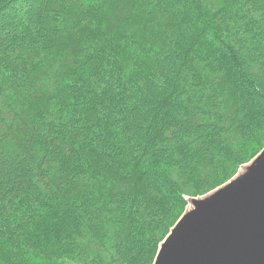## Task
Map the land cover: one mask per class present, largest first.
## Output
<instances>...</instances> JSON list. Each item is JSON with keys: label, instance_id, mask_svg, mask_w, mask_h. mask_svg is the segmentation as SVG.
<instances>
[{"label": "trees", "instance_id": "1", "mask_svg": "<svg viewBox=\"0 0 264 264\" xmlns=\"http://www.w3.org/2000/svg\"><path fill=\"white\" fill-rule=\"evenodd\" d=\"M0 32V264H152L264 147V0H0Z\"/></svg>", "mask_w": 264, "mask_h": 264}, {"label": "water", "instance_id": "2", "mask_svg": "<svg viewBox=\"0 0 264 264\" xmlns=\"http://www.w3.org/2000/svg\"><path fill=\"white\" fill-rule=\"evenodd\" d=\"M184 208L152 264H264V148Z\"/></svg>", "mask_w": 264, "mask_h": 264}, {"label": "rangeland", "instance_id": "3", "mask_svg": "<svg viewBox=\"0 0 264 264\" xmlns=\"http://www.w3.org/2000/svg\"><path fill=\"white\" fill-rule=\"evenodd\" d=\"M0 33H1V32H0ZM260 144H261V145L264 144V134H262L261 137L259 138V140L257 141V145H260ZM256 147H257V146H256ZM263 148H264V147H263ZM263 148H262V149H263ZM260 151H261V150H260ZM260 151H259V152H260ZM259 152H258V153H259ZM258 153H257V154H258ZM257 154H256V155H257ZM247 163H248V162H247ZM245 164H246V163H245ZM243 165H244V164H243ZM241 166H242V165H241ZM241 166H240V167H241ZM240 167H239V168H240ZM239 168L237 169L236 173L238 172ZM236 173H235V174H236ZM235 174H234V175H235ZM234 175H233V176H234ZM233 176H232V177H233ZM232 177H231V178H232ZM225 183H226V182H225ZM225 183H224V184H225ZM222 185H223V184H222ZM222 185H220V186H222ZM220 186H218V187H220ZM218 187H217V188H218ZM215 189H216V188H215ZM215 189H213V190H215ZM186 201H187V198H186ZM166 234H167V233H166ZM164 238H165V237H164ZM164 238H163V239H164ZM161 242H162V241H161ZM161 242H160V243H161ZM56 258H57V257H55V258H53V257H48V258H46L45 260L49 259V260H50L49 262H48V261H45L44 258H41V261H42V262L45 261L44 264H79V263L73 262L72 260H71V261L61 262V261H63V260H61V259H56Z\"/></svg>", "mask_w": 264, "mask_h": 264}]
</instances>
